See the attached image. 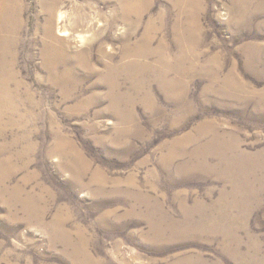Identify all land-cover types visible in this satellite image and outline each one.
<instances>
[{
    "label": "rangeland",
    "instance_id": "obj_1",
    "mask_svg": "<svg viewBox=\"0 0 264 264\" xmlns=\"http://www.w3.org/2000/svg\"><path fill=\"white\" fill-rule=\"evenodd\" d=\"M0 264H264V0H0Z\"/></svg>",
    "mask_w": 264,
    "mask_h": 264
},
{
    "label": "bare ground",
    "instance_id": "obj_2",
    "mask_svg": "<svg viewBox=\"0 0 264 264\" xmlns=\"http://www.w3.org/2000/svg\"><path fill=\"white\" fill-rule=\"evenodd\" d=\"M124 8L126 9V11H128L129 12V9L131 8L130 7V5L128 4V3H125L124 4ZM2 23V22H1ZM150 37V36H149ZM143 43L144 44H146V45H148L149 43H151V39L150 40H148V38H144L143 40ZM139 52H135V51H131V54H135V55H137ZM142 54V53H141ZM4 85V84H3ZM224 164V163H223Z\"/></svg>",
    "mask_w": 264,
    "mask_h": 264
}]
</instances>
